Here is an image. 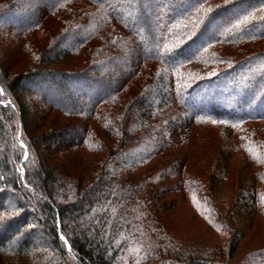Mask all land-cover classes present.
<instances>
[{"label":"trees","instance_id":"obj_1","mask_svg":"<svg viewBox=\"0 0 264 264\" xmlns=\"http://www.w3.org/2000/svg\"><path fill=\"white\" fill-rule=\"evenodd\" d=\"M28 1L0 0V264H264L233 219L248 184L264 209V0Z\"/></svg>","mask_w":264,"mask_h":264},{"label":"rangeland","instance_id":"obj_2","mask_svg":"<svg viewBox=\"0 0 264 264\" xmlns=\"http://www.w3.org/2000/svg\"><path fill=\"white\" fill-rule=\"evenodd\" d=\"M45 2H49L50 0H44ZM32 8V2L29 0L23 7L22 10L23 12H27L28 10H30ZM225 17L222 18V21H224ZM226 20V19H225ZM151 20L149 18H147L145 20V22L148 23ZM7 24L6 21H2L0 20V29H7ZM1 36L4 35L5 33H1ZM208 35V34H207ZM7 36V35H5ZM6 55H3V53H1V46H0V65L5 69L6 68V62H7V57L5 58ZM11 56V55H10ZM24 62V60L22 58H17L15 57L14 59L11 57L10 63H11V75H15L16 73H18V69H20L22 67V63ZM55 68H58L60 65L58 64H54L52 65ZM33 67V64H29L28 67L24 68L23 72L29 71L31 68ZM22 88L25 89H30L31 88V84L29 82H24L22 83ZM70 91L72 92V87L70 88ZM76 97V102L75 105H80V100L82 97H85L84 94H81L79 92L75 93ZM19 101L22 104H25V96H22L21 98H18ZM151 99H149L148 97L145 100V104L150 102ZM186 129V128H185ZM184 129V130H185ZM180 132V130L178 131V133ZM202 133H206L207 131H199ZM212 132V131H211ZM211 132H207L212 136ZM182 134V132L180 133ZM168 135V133H167ZM232 168L230 167V174L231 177L234 178V174L236 175V172L239 171V169L237 168L238 166H242L244 165V163L240 162V161H236L234 160V158L232 159ZM217 171L215 174V186H216V192H215V197L217 199L218 202L223 203V206H227L230 202H231V197H232V192L234 191V185L231 187L230 184L226 183L225 180L223 179V161L221 162H217ZM236 166V167H235ZM243 167V166H242ZM237 169V170H236ZM246 184V183H245ZM244 184V185H245ZM262 184V189H264V183ZM251 184L245 185L244 186V190H245V194H244V198L242 200V204L240 207H238V209L236 210V212L233 215V219L235 222V228L238 232V236L240 237V243H239V250L237 252V254L235 255L234 258H239L241 257L245 252L251 250L252 248H259L261 246H264V209L263 210H259L256 211L255 207L256 204H254V198H253V192L251 191ZM256 203H258V201H256ZM260 204L261 206H264V194L262 195V199H260ZM184 207H187L186 205H184ZM187 211L184 212V216L180 220L181 222L184 224L188 221L189 217H190V213L188 211V209H186ZM248 212H251L254 214V212L257 214L255 221L252 223V226L249 227V229L247 230L248 226L250 225V221H251V215H249ZM179 213V212H178ZM178 213H176V216L178 215ZM197 224H195L194 228H189L188 232L193 234L194 239H196L197 243L203 244V245H215V244H219L222 240V237L219 235V233H215L213 231H210L208 229L204 230L201 225L196 222ZM196 229H198V231H200V234H196ZM199 235V237H198Z\"/></svg>","mask_w":264,"mask_h":264},{"label":"snow or ice","instance_id":"obj_3","mask_svg":"<svg viewBox=\"0 0 264 264\" xmlns=\"http://www.w3.org/2000/svg\"><path fill=\"white\" fill-rule=\"evenodd\" d=\"M194 27H195V25H194ZM61 239L63 240L64 238H63V237H61Z\"/></svg>","mask_w":264,"mask_h":264}]
</instances>
